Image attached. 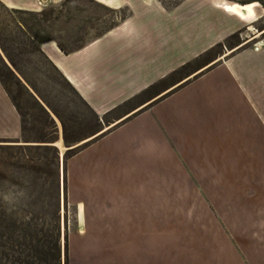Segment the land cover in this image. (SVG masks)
Instances as JSON below:
<instances>
[{"label": "crops", "instance_id": "0c3cea01", "mask_svg": "<svg viewBox=\"0 0 264 264\" xmlns=\"http://www.w3.org/2000/svg\"><path fill=\"white\" fill-rule=\"evenodd\" d=\"M104 1L127 7V17L72 51L39 44L95 123L117 122L71 145L81 147L66 160L68 264H264V43H236L223 55L224 41L248 23L219 0L170 9ZM219 43L226 51L211 54ZM21 136L0 82V139ZM220 193L245 199H215Z\"/></svg>", "mask_w": 264, "mask_h": 264}, {"label": "rangeland", "instance_id": "374dc122", "mask_svg": "<svg viewBox=\"0 0 264 264\" xmlns=\"http://www.w3.org/2000/svg\"><path fill=\"white\" fill-rule=\"evenodd\" d=\"M159 1L170 9L181 0ZM219 1L225 7L240 6L241 12L235 13L248 23L224 41L229 50L223 55L238 48H229L236 43L249 42L254 47L264 43V0ZM251 6L255 12L244 11ZM16 9L0 1V82L22 120L20 138L0 139V264H66L68 233L74 227L64 169L74 150L66 152V148L109 126L114 115L96 124L95 116L40 53L39 41L48 39L64 51H72L100 36L129 12L125 6L113 8L99 0H35L32 10ZM224 44L215 45L211 54L225 50ZM190 69L191 65H185L173 74ZM37 97L47 101L59 122L45 113ZM237 195L220 193L214 197L222 201L245 199L243 194Z\"/></svg>", "mask_w": 264, "mask_h": 264}, {"label": "trees", "instance_id": "16d2710c", "mask_svg": "<svg viewBox=\"0 0 264 264\" xmlns=\"http://www.w3.org/2000/svg\"><path fill=\"white\" fill-rule=\"evenodd\" d=\"M16 11L17 12H23V11H26V10H22V9H16ZM44 41H48V39L47 40H40L39 41V44L40 43H42V42H44ZM239 45V44H238ZM60 46V45H59ZM62 49H63V47L62 46H60ZM38 48H39V46H38ZM46 104H47V106L50 108V110L54 113V114H56V112L53 110V108H51L50 107V105L47 103V101L45 100V99H43V97H40ZM43 107V106H42ZM43 110L45 111V113L47 114V115H49V113L45 110V108H43ZM57 115V114H56ZM109 129V128H108ZM107 129V130H108ZM104 131H106V130H104ZM104 131H102L101 133H99V134H93L92 136L93 137H91V138H94V137H96V136H98V135H100V134H102ZM100 132V131H99ZM91 138H90V140H91ZM89 140V139H88ZM89 140V141H90ZM65 141V140H64ZM87 141V140H86ZM48 142H54V141H48ZM44 147H48V146H52L51 144H45V145H43ZM74 147V146H73ZM81 146H76V147H74V148H71V149H67L66 150V152H68V151H70V150H77V149H79ZM65 158V157H64ZM66 160H67V158H66ZM66 160H65V167H64V169H65V176H66ZM66 198H67V185H66ZM65 257H66V264H68V250H67V246H66V254H65Z\"/></svg>", "mask_w": 264, "mask_h": 264}, {"label": "bare ground", "instance_id": "6f19581e", "mask_svg": "<svg viewBox=\"0 0 264 264\" xmlns=\"http://www.w3.org/2000/svg\"><path fill=\"white\" fill-rule=\"evenodd\" d=\"M100 2H102V1H104V0H99ZM106 2V1H105ZM226 9H232V11H234V12H236V13H240L241 12V7L240 6H238V5H234V6H232V7H229V6H226L225 7ZM251 28V27H250ZM252 29V28H251ZM261 32H258L257 33V35H259ZM112 125H114L113 123H111L109 126H105V127H103L102 129H100L98 132H96L97 134H99V133H101L102 131H104V130H107L108 128H110ZM95 133V134H96ZM96 134V135H97ZM91 137H93V136H91ZM91 137H89V138H86V139H84V140H82V142L83 141H86V140H88V139H90ZM66 149H68V148H66Z\"/></svg>", "mask_w": 264, "mask_h": 264}, {"label": "snow or ice", "instance_id": "6c2138e0", "mask_svg": "<svg viewBox=\"0 0 264 264\" xmlns=\"http://www.w3.org/2000/svg\"><path fill=\"white\" fill-rule=\"evenodd\" d=\"M228 11H232V9H228Z\"/></svg>", "mask_w": 264, "mask_h": 264}, {"label": "water", "instance_id": "95a60500", "mask_svg": "<svg viewBox=\"0 0 264 264\" xmlns=\"http://www.w3.org/2000/svg\"><path fill=\"white\" fill-rule=\"evenodd\" d=\"M98 132V131H97Z\"/></svg>", "mask_w": 264, "mask_h": 264}]
</instances>
